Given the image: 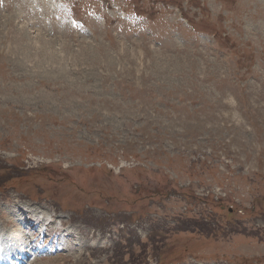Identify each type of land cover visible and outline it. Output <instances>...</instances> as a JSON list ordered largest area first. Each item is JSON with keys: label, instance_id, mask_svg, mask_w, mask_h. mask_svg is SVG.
<instances>
[{"label": "rangeland", "instance_id": "374dc122", "mask_svg": "<svg viewBox=\"0 0 264 264\" xmlns=\"http://www.w3.org/2000/svg\"><path fill=\"white\" fill-rule=\"evenodd\" d=\"M44 2L0 0L25 264H264V0Z\"/></svg>", "mask_w": 264, "mask_h": 264}, {"label": "bare ground", "instance_id": "6f19581e", "mask_svg": "<svg viewBox=\"0 0 264 264\" xmlns=\"http://www.w3.org/2000/svg\"><path fill=\"white\" fill-rule=\"evenodd\" d=\"M24 235H25V233H24ZM8 238V237H7ZM24 238H26V237H24ZM21 239V238H20ZM25 240V239H24ZM26 240H27V238H26ZM24 242H26V241H24ZM29 242V240H27V242L26 243H28ZM32 242V241H31ZM22 244H23V242H21Z\"/></svg>", "mask_w": 264, "mask_h": 264}]
</instances>
